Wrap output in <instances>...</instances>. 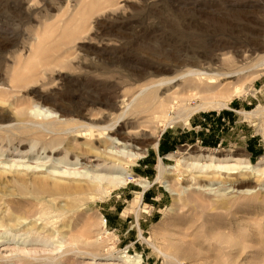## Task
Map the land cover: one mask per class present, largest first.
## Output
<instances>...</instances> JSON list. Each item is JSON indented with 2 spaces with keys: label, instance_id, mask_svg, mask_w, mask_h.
<instances>
[{
  "label": "rangeland",
  "instance_id": "374dc122",
  "mask_svg": "<svg viewBox=\"0 0 264 264\" xmlns=\"http://www.w3.org/2000/svg\"><path fill=\"white\" fill-rule=\"evenodd\" d=\"M116 134L126 185L56 191ZM136 257L264 264V0H0V264Z\"/></svg>",
  "mask_w": 264,
  "mask_h": 264
},
{
  "label": "bare ground",
  "instance_id": "6f19581e",
  "mask_svg": "<svg viewBox=\"0 0 264 264\" xmlns=\"http://www.w3.org/2000/svg\"><path fill=\"white\" fill-rule=\"evenodd\" d=\"M192 73H195V72H192ZM195 76L198 77L200 80H203L202 78H203L204 74L201 72H197ZM225 76H226V74H225ZM238 94H239L238 92H235V93H233V96L235 97V95H238ZM49 112L50 111L39 112V110H38V114L44 115L43 117H45L46 115L48 117H52L51 115H54V114L49 113ZM75 130H76V128H75ZM118 136L119 135L116 134V137L114 139L112 138V141H104L105 142V149L103 151H100L99 148H92L85 155H83V157H80V156L76 157L75 161L70 160L69 154L67 152L63 158L57 159V160H53L52 157H50V158L46 157L44 159L45 160L44 163L46 165V164L52 162L51 168H52L54 174H58L63 179L69 177L68 180L70 182L76 183L75 188H73V187H65L64 184L61 183V181L57 182L55 184L56 185V191H58L59 193H65L62 195L66 196L68 198H71L75 194L72 192L73 190L78 191V192H83L85 190L84 184H82L83 183L82 181H89V184H91L92 186H94V185H100L101 186L103 182H105L106 184H108L111 187L126 185L127 177L124 175V169L125 168L122 169V162L120 161V158L128 157L129 159H137V158L142 157V154L130 153L131 151L127 150L128 148H127L126 144L125 143L123 144L121 139ZM113 141H118V143H115ZM20 143H21V141H20ZM21 144H23V141ZM155 146L156 147L158 146V142H157V144H155ZM46 147H47V145L43 148V150H46L45 149ZM90 158H94V161H92V159H90ZM107 158H117V160L119 162H118V164H114V165L112 164V166H110L109 163L106 161ZM207 158H208V160H210L209 161L210 164H205V163L203 165H201V163H195L194 164V166L197 169H200L201 173L204 174L205 176H207V178L209 176H211L214 179L221 178V177H223V173L233 170V168L230 166H225V165L223 166V160H217L216 158H214L212 156H208ZM37 160H40V159H37ZM196 160H198L200 162L201 159H196ZM245 166L246 167L243 169H249L250 168L249 165H245ZM159 171H160V177H163L165 172H167V168H165L164 166L161 165ZM241 171H243V170H241ZM65 176H67V177H65ZM213 183H215V182H213ZM103 185H105V184H103ZM211 186H213V185H211ZM143 187L146 188L147 185H143ZM202 188H209V187L204 186ZM96 189H98V188H96ZM205 192L219 193L220 191L217 189H214V190L205 189ZM102 193H103V191H102ZM78 195L80 196V194H78ZM219 199H221V202L223 203V199H224L223 194L219 195ZM127 260H130V258H127ZM132 261H133V264H142V260L140 257H136Z\"/></svg>",
  "mask_w": 264,
  "mask_h": 264
},
{
  "label": "built area",
  "instance_id": "2783aa9c",
  "mask_svg": "<svg viewBox=\"0 0 264 264\" xmlns=\"http://www.w3.org/2000/svg\"><path fill=\"white\" fill-rule=\"evenodd\" d=\"M105 222H107V221H105Z\"/></svg>",
  "mask_w": 264,
  "mask_h": 264
}]
</instances>
